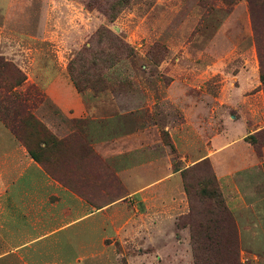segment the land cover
Listing matches in <instances>:
<instances>
[{
  "label": "rangeland",
  "instance_id": "obj_1",
  "mask_svg": "<svg viewBox=\"0 0 264 264\" xmlns=\"http://www.w3.org/2000/svg\"><path fill=\"white\" fill-rule=\"evenodd\" d=\"M0 60L10 66L0 80H22L16 91L33 119L62 140L40 154L47 178L78 212L111 205L103 234L71 264H264L246 213L224 196L229 177L218 181L201 158L214 135L229 141L240 68L245 81H257L249 93L258 92L251 102L264 117V63L246 0H0ZM57 77L80 97L96 96L91 116L56 109L45 88L63 99L66 91L51 83ZM36 123L26 125L31 142L41 137ZM91 128L107 144L95 147ZM120 134L139 140L121 144ZM246 140L258 155L264 128ZM154 151L163 158L150 159ZM126 178L142 186L125 187ZM10 215L0 212V255L17 246L1 225Z\"/></svg>",
  "mask_w": 264,
  "mask_h": 264
},
{
  "label": "crops",
  "instance_id": "obj_2",
  "mask_svg": "<svg viewBox=\"0 0 264 264\" xmlns=\"http://www.w3.org/2000/svg\"><path fill=\"white\" fill-rule=\"evenodd\" d=\"M244 74L245 69L240 68L234 76L237 98L231 101L235 116L231 120L229 141L222 144L223 136L214 135L209 141L212 149L201 158H207L213 164L218 181L229 177L230 191L228 195L224 192V196L230 198L233 210L246 213L247 226L251 229L249 237L253 242L261 241L264 247V146L257 155L246 140L264 128V117L251 102L258 92L255 95L249 93L256 88L257 81H245ZM51 83H59L66 91L63 99H57L45 88V94L59 112L76 119L91 116L96 96L80 97L64 78L57 77ZM92 130L90 136L95 147L107 144L109 140L105 138L104 131L95 136ZM116 137L117 142L128 146L139 140L138 134ZM120 155L121 171H127L129 166L123 160L124 154ZM158 156L163 158L157 151L149 155L150 159ZM139 158L136 160L141 163L146 160ZM141 181H128L126 178L124 182L122 179L125 187L131 186L132 182L142 186ZM51 195L58 199L51 202ZM73 202V198L59 184L47 178L0 124V212L11 213L10 217L5 216L1 225L6 233L9 232L10 239L6 242H12L15 236L17 243L0 255V264H71L72 260L82 258L79 255L84 246L92 244L103 234V220L107 218L111 205L78 212L76 202ZM34 213H38L40 218ZM78 225L80 228L75 230Z\"/></svg>",
  "mask_w": 264,
  "mask_h": 264
},
{
  "label": "trees",
  "instance_id": "obj_3",
  "mask_svg": "<svg viewBox=\"0 0 264 264\" xmlns=\"http://www.w3.org/2000/svg\"><path fill=\"white\" fill-rule=\"evenodd\" d=\"M250 18L253 40L257 50L259 63H264V0H246ZM9 64L0 60V69H9ZM261 82L264 81V75L259 76ZM22 83V80L8 82L0 80V121L3 122L11 131L13 136L22 143L30 158L41 165L45 166L41 158V152L49 143L50 146L59 145L60 141L47 136V133L41 129V126L35 122L29 108L26 105V97L21 95L16 88ZM34 122L38 125V139L31 142L26 135V125ZM219 195H216L218 198ZM220 202V201H219ZM220 213L226 218H230L224 207L220 206ZM192 239V238H191Z\"/></svg>",
  "mask_w": 264,
  "mask_h": 264
}]
</instances>
